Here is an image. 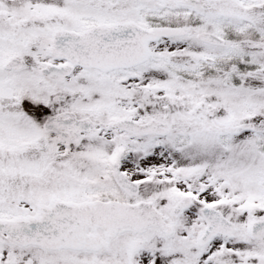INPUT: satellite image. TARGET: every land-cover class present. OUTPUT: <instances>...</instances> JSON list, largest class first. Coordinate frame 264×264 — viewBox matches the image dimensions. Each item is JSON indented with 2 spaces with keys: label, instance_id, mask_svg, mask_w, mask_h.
<instances>
[{
  "label": "snow or ice",
  "instance_id": "6c2138e0",
  "mask_svg": "<svg viewBox=\"0 0 264 264\" xmlns=\"http://www.w3.org/2000/svg\"><path fill=\"white\" fill-rule=\"evenodd\" d=\"M0 264H264V0H0Z\"/></svg>",
  "mask_w": 264,
  "mask_h": 264
}]
</instances>
